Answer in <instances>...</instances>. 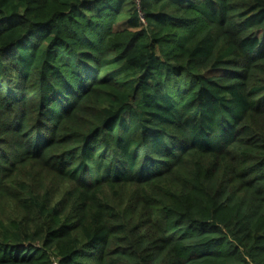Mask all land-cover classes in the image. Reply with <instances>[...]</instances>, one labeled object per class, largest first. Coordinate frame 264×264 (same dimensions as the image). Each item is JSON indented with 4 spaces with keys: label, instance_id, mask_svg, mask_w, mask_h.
I'll return each mask as SVG.
<instances>
[{
    "label": "trees",
    "instance_id": "obj_1",
    "mask_svg": "<svg viewBox=\"0 0 264 264\" xmlns=\"http://www.w3.org/2000/svg\"><path fill=\"white\" fill-rule=\"evenodd\" d=\"M0 264H264V0H0Z\"/></svg>",
    "mask_w": 264,
    "mask_h": 264
},
{
    "label": "built area",
    "instance_id": "obj_2",
    "mask_svg": "<svg viewBox=\"0 0 264 264\" xmlns=\"http://www.w3.org/2000/svg\"><path fill=\"white\" fill-rule=\"evenodd\" d=\"M136 2L138 3V5H139V0H136ZM141 17H142V21H143V23H145L146 24V21H145V19L143 18V16L141 15Z\"/></svg>",
    "mask_w": 264,
    "mask_h": 264
},
{
    "label": "rangeland",
    "instance_id": "obj_3",
    "mask_svg": "<svg viewBox=\"0 0 264 264\" xmlns=\"http://www.w3.org/2000/svg\"><path fill=\"white\" fill-rule=\"evenodd\" d=\"M125 21V20H124ZM120 26H123V21L121 20V22H120Z\"/></svg>",
    "mask_w": 264,
    "mask_h": 264
}]
</instances>
